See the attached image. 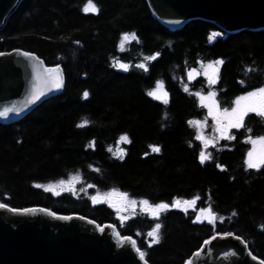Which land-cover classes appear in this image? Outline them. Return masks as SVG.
Segmentation results:
<instances>
[{
  "label": "trees",
  "instance_id": "16d2710c",
  "mask_svg": "<svg viewBox=\"0 0 264 264\" xmlns=\"http://www.w3.org/2000/svg\"><path fill=\"white\" fill-rule=\"evenodd\" d=\"M92 2L98 13L83 11L88 0H21L0 30V53H32L63 76L60 94L21 120L0 124V204L111 225L119 237L134 239L149 264H186L205 241L228 233L264 263V165H246V140L264 137V118L249 113L245 127L229 131L235 139L206 149L211 159L203 164L202 144L189 124L207 118L193 93L215 91L224 109L264 85V30L226 34L201 20L169 30L145 0ZM213 33L218 35L210 40ZM124 34L137 39L119 50ZM218 60L223 63L215 85L200 76L184 90V67ZM115 61L128 71L118 70ZM141 63L148 71L136 67ZM158 81L168 93L166 105L147 95ZM84 120L89 123L77 127ZM121 135L130 140L119 144L123 159L108 151H116ZM70 176H79L73 193L43 187ZM109 190L153 205L199 197L195 209L210 208L217 219L206 224L196 220L195 209L170 208L158 219L139 213L120 222L107 204L91 202L92 193ZM157 223L159 243L149 246L147 233Z\"/></svg>",
  "mask_w": 264,
  "mask_h": 264
},
{
  "label": "water",
  "instance_id": "95a60500",
  "mask_svg": "<svg viewBox=\"0 0 264 264\" xmlns=\"http://www.w3.org/2000/svg\"><path fill=\"white\" fill-rule=\"evenodd\" d=\"M21 0H0V30ZM154 19L169 30H178L192 20L213 24L226 34L264 30V0H145ZM12 50L0 53V124L15 123L43 101L60 94L48 90L55 74L32 53ZM120 61H115L114 65ZM117 67V66H116ZM118 70H123L117 67ZM60 69V68H59ZM183 78L192 86L188 72ZM60 76L62 72L60 70ZM44 95L31 102L34 95ZM206 209V208H205ZM199 209L201 221L209 224ZM203 244L186 264H264L245 243L233 235H216ZM0 264H149L141 260L131 237L116 235L111 225L99 227L78 215L56 216L37 208L18 211L0 207Z\"/></svg>",
  "mask_w": 264,
  "mask_h": 264
},
{
  "label": "snow or ice",
  "instance_id": "6c2138e0",
  "mask_svg": "<svg viewBox=\"0 0 264 264\" xmlns=\"http://www.w3.org/2000/svg\"><path fill=\"white\" fill-rule=\"evenodd\" d=\"M83 11L85 13L92 12V13H98L99 9L97 6L92 2V0H88V4L84 7ZM217 33H213L212 36L209 37V39H213ZM137 37L135 34H124L120 47L121 50H123L125 42H128L130 40H136ZM78 43V42H77ZM25 56H28L30 54L24 53ZM157 57L156 56H146L144 57L145 61H152L155 60ZM223 61L218 60L215 61L214 64H208V65H203L202 67L204 68V75L208 77V83L209 85H215L217 83L218 79V71H219V65H221ZM119 67L120 69H123L124 71H128V65L123 64V63H117L115 65ZM136 67L143 69L144 71H148V67L146 64L141 63L139 65H136ZM209 71H211V75H209ZM46 72L50 74H55L54 78L51 81V86L48 88V90L52 89H60L63 86V80L62 77L60 76V69L57 66L56 68L53 69H46ZM197 74L196 69H191L188 72V78L189 80H192L194 76ZM243 83V82H241ZM184 90L187 92L189 91V87L186 84L184 87ZM194 95H197L200 98L201 106L207 107L209 110V115L212 116L214 122H215V131L219 132V137L216 141L208 140L206 139L203 135L197 134L196 139L201 140L204 144V150L201 151L200 153V162L203 164L207 160L211 159V153H208L206 149L208 148L209 144H212V146H215V143H218L219 139H235L234 136L229 134V129H239L245 127L244 120L245 117L250 113L254 112L257 115L264 116V87H260L259 89L248 92L246 95L238 97L235 100V107L229 111L228 108H224L223 111L220 110V104L216 99L217 93L215 91H209L207 96L202 95L201 93H193ZM44 95V91H40L39 95H34V98L31 102H34L35 100H38L40 96ZM148 96L153 97L156 100H161L165 105L168 104V93L164 91V85L162 81H158L156 85V90L154 91H149L147 93ZM89 96V93L85 91L83 93V97L86 99ZM5 115V113H0V116ZM227 121V123H224V121ZM89 123V121L84 120L81 124H78L77 127H84ZM189 124H196L199 125L200 121H189ZM249 132H251V129H248ZM247 143H251L254 147L252 151L248 152V159L246 160V165L248 169H259L262 165H264V150H262L259 155L256 154L255 152V145L258 143L261 145H264V137H261L259 139H253L249 137L246 140ZM120 143H130V140L127 135H121L119 138V141L117 142V149L116 151L113 152V149L109 147L108 151L112 152L114 156L123 159L125 155L124 149L119 147ZM95 146V142H92L89 147ZM152 152H159L160 148L157 146H150ZM147 155V154H146ZM219 167V165H217ZM96 171H99V169H95ZM74 181H79V176L73 177L72 178ZM64 181H61V184H63ZM37 187H40V185H37ZM88 187H93L92 185H88ZM46 191H50L51 187H47L45 189ZM58 194V193H57ZM105 197L108 198L109 200L112 197H119L120 201H127L129 205L135 208L137 205V201L135 200H128V194L127 193H121L118 192L117 190H113L112 192H109L105 194ZM93 203H100L103 202L101 198H98L97 196L91 197ZM199 199V197H195L192 200H184L181 201L180 199H174L172 204H168L165 202H161L159 204H151L148 200H141L139 201L140 209L142 212H149L153 218L158 219L159 215L163 211H167L170 208H181L182 206L186 205L188 207H192L195 205L196 201ZM110 206L114 207L117 209V212L121 211L119 207H117L116 204L110 203ZM0 207H5V205L0 204ZM186 210V209H185ZM204 213H207L206 219H209V222H214L217 217L211 212V209H202L201 210ZM233 215H236V213H233ZM121 220H126L129 217H120ZM200 220V216H197V221ZM161 228V225L157 223L155 227L147 233L149 237H151V242L149 246L152 244L159 243V229ZM227 235H231V233H228ZM205 244H208L209 241H205ZM133 245H135V242L133 241ZM139 251V250H138ZM139 256L141 260L144 259L145 253L143 251H139Z\"/></svg>",
  "mask_w": 264,
  "mask_h": 264
},
{
  "label": "rangeland",
  "instance_id": "374dc122",
  "mask_svg": "<svg viewBox=\"0 0 264 264\" xmlns=\"http://www.w3.org/2000/svg\"><path fill=\"white\" fill-rule=\"evenodd\" d=\"M126 43L127 42H125V44ZM125 44H124V47H125ZM124 47H123V49H124ZM119 50H121L120 44H119ZM209 64H214V62L213 63H209ZM202 66L197 67V71H198L199 75L203 78L204 84L207 85V86H210L209 83H208V77L206 75H204V68ZM211 74H212L211 71H209V75H211ZM182 81H183L184 87H185L186 83H185L184 78H183V72H182ZM211 86H213V85H211ZM262 87H264V85ZM255 90H257V89H254V90H251V91H248V92H252V91H255ZM248 92L240 95L239 97L246 95ZM204 96H207V95H204ZM235 100H234V102H235ZM234 102H233L232 106L230 108H228L229 111H231V109L236 106ZM206 109H207V118L201 119V120H197V121H200V124L199 125L192 124V127L194 129L195 136H197V134H201L208 140L216 141L220 134H219V132L215 131V127H216L215 122H214L212 116L209 115V110H208L207 107H206ZM220 110L223 111V108H220ZM250 113H254V112H250ZM262 117L264 118V116H262ZM224 123H227V121L225 120ZM230 130L231 129H229V131ZM251 138L259 139L261 137H251ZM222 140L225 141V142L229 141V139H219L218 143H215V145L219 144ZM199 141L201 142L203 150H204L203 142L201 140H199ZM211 146H212V144H209L208 148L211 147ZM253 147L254 146L251 143H249L248 152L252 151ZM262 150H264V145H261L259 143L257 145H255V152H256L257 155H259V153ZM247 159H248V153H247ZM73 177H76V176H70V177H67L66 179H63V180H59V181H56V182L48 183V184H45L43 187H44V189H46L47 187L50 186L51 187L50 192H52L54 194H57V193L59 194V193H62V192H71V193H73V192H75V190H77V184L79 182V181H74L72 179ZM61 181H64V183L61 184ZM112 191L113 190H109V191H95L94 193L91 194V197L97 196L98 198H101L105 204H107L111 209L114 210V212L116 213L117 218L120 219V222H124L125 221V220H121L120 217H129V218H131V217H133V216H135L136 214H139V213H146L149 217H153L149 212H142L141 211L140 205H139V201H141V200H135V199H131V198L128 197V200L137 201V205L133 209V207L131 205H129L127 201H120L119 197H112L110 200L108 198H106L105 194H107L109 192H112ZM91 202L93 203L92 199H91ZM103 202H100V203H103ZM110 203L116 204L117 207H119L121 209V211H119V213H118L116 208L110 206ZM180 209L182 211L185 210V209H195V205L192 206V207H188V206L184 205ZM200 209H205V208H200ZM198 211H199V209L196 210V220H197V216L199 215L200 216L199 222H200L201 221V215L198 213ZM148 232H150V231H148ZM115 233H116V231H115ZM148 238L152 239L149 236H148ZM131 239H132V241H134V239L132 237H131Z\"/></svg>",
  "mask_w": 264,
  "mask_h": 264
}]
</instances>
